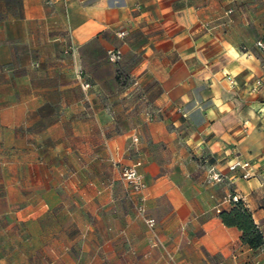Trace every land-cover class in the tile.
<instances>
[{"label":"crops","instance_id":"obj_1","mask_svg":"<svg viewBox=\"0 0 264 264\" xmlns=\"http://www.w3.org/2000/svg\"><path fill=\"white\" fill-rule=\"evenodd\" d=\"M262 38L264 0H0V264H264L219 217L264 240Z\"/></svg>","mask_w":264,"mask_h":264},{"label":"built area","instance_id":"obj_2","mask_svg":"<svg viewBox=\"0 0 264 264\" xmlns=\"http://www.w3.org/2000/svg\"><path fill=\"white\" fill-rule=\"evenodd\" d=\"M124 32H120L119 36H123ZM256 46L260 50V52L264 56V38L258 39L256 41ZM109 60L110 61H117L119 59L120 53L117 50H111L109 51ZM264 66V62H263ZM228 79L231 84H233V81L231 80V77L228 76ZM252 90H258L264 92V79L257 78L255 79ZM139 162L129 164V165H123L120 170L121 179L126 183V185L129 187L130 191L134 194H136V209L138 212L142 213L144 211V189L146 188L145 181L143 179V175L139 172ZM264 167V165H263ZM228 169L230 171H241V177L248 179L254 174V170L252 168V164L247 160H242L240 158H235L232 160V162L229 164ZM213 167H210L207 170V178L211 180H217L219 179V174L215 173ZM240 198L237 195H231L229 197V202L232 201H238ZM147 223L152 226L154 224V219L149 218L147 219Z\"/></svg>","mask_w":264,"mask_h":264},{"label":"trees","instance_id":"obj_3","mask_svg":"<svg viewBox=\"0 0 264 264\" xmlns=\"http://www.w3.org/2000/svg\"><path fill=\"white\" fill-rule=\"evenodd\" d=\"M229 210L219 212L222 223L236 227L241 231V241L252 249L259 248L264 240L261 231L253 222L251 214L245 208L241 199L230 202Z\"/></svg>","mask_w":264,"mask_h":264}]
</instances>
